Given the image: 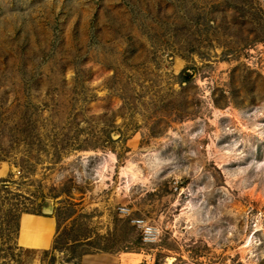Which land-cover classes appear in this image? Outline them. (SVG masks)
<instances>
[{
	"label": "rangeland",
	"instance_id": "obj_1",
	"mask_svg": "<svg viewBox=\"0 0 264 264\" xmlns=\"http://www.w3.org/2000/svg\"><path fill=\"white\" fill-rule=\"evenodd\" d=\"M0 264H264V0H0Z\"/></svg>",
	"mask_w": 264,
	"mask_h": 264
},
{
	"label": "bare ground",
	"instance_id": "obj_2",
	"mask_svg": "<svg viewBox=\"0 0 264 264\" xmlns=\"http://www.w3.org/2000/svg\"><path fill=\"white\" fill-rule=\"evenodd\" d=\"M19 243L23 247L35 250L50 248L54 233L53 219H46L34 215H24L21 220Z\"/></svg>",
	"mask_w": 264,
	"mask_h": 264
}]
</instances>
